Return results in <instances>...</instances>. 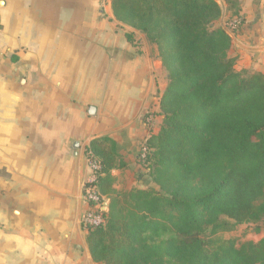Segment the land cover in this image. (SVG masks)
Instances as JSON below:
<instances>
[{
	"label": "crops",
	"instance_id": "obj_1",
	"mask_svg": "<svg viewBox=\"0 0 264 264\" xmlns=\"http://www.w3.org/2000/svg\"><path fill=\"white\" fill-rule=\"evenodd\" d=\"M241 8L229 55L264 74V0ZM167 82L158 47L117 20L112 0H0V264H102L81 225L87 148L117 142L115 192L153 185L139 153L161 129Z\"/></svg>",
	"mask_w": 264,
	"mask_h": 264
},
{
	"label": "trees",
	"instance_id": "obj_2",
	"mask_svg": "<svg viewBox=\"0 0 264 264\" xmlns=\"http://www.w3.org/2000/svg\"><path fill=\"white\" fill-rule=\"evenodd\" d=\"M225 1L227 24L240 18L242 26L241 0ZM112 8L158 47L168 84L161 129L140 157L154 185L115 192L112 171L126 165L117 142L102 136L87 148L101 162L98 187L109 200L105 224L88 229L93 259L264 264V237L238 244L220 235L264 219V74L237 70L216 0H112Z\"/></svg>",
	"mask_w": 264,
	"mask_h": 264
},
{
	"label": "built area",
	"instance_id": "obj_3",
	"mask_svg": "<svg viewBox=\"0 0 264 264\" xmlns=\"http://www.w3.org/2000/svg\"><path fill=\"white\" fill-rule=\"evenodd\" d=\"M241 24V19L235 18L226 24V27L230 31L235 32L241 27ZM145 118L148 124L154 120L151 112H146ZM147 152L148 146L146 140L140 146L139 159L144 158ZM86 163L91 170V175L84 183L83 198L89 205V210L83 215L81 225L88 230L89 228L105 224L108 211V199L101 193L98 187L99 176L102 172L101 162L88 149L86 151Z\"/></svg>",
	"mask_w": 264,
	"mask_h": 264
},
{
	"label": "rangeland",
	"instance_id": "obj_4",
	"mask_svg": "<svg viewBox=\"0 0 264 264\" xmlns=\"http://www.w3.org/2000/svg\"><path fill=\"white\" fill-rule=\"evenodd\" d=\"M226 27V25H225ZM227 28V27H226ZM168 80V77H167ZM168 84V82H167ZM150 112V111H147ZM152 113V112H151ZM154 185V184H153ZM139 187V186H137ZM127 192V191H125ZM122 193V192H118ZM109 203V201H108ZM221 219L224 221H229L230 224H232L233 221H231L228 217L226 216H221ZM264 223V219L259 222V226L256 223H246V224H241L237 226H231L232 228L227 230V231H222L220 233L221 236H223L225 239H235L237 240L238 244H242L246 241H255L258 242L260 239L264 237V230L262 229V224ZM261 228V229H259Z\"/></svg>",
	"mask_w": 264,
	"mask_h": 264
}]
</instances>
